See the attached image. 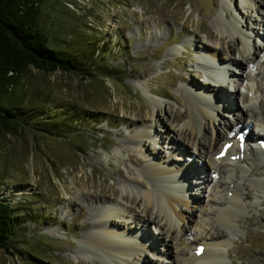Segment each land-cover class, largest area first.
Masks as SVG:
<instances>
[{
	"label": "rangeland",
	"instance_id": "rangeland-1",
	"mask_svg": "<svg viewBox=\"0 0 264 264\" xmlns=\"http://www.w3.org/2000/svg\"><path fill=\"white\" fill-rule=\"evenodd\" d=\"M35 2L39 3V12H35L37 26L62 52L92 50L97 61L110 65L114 74L109 77L94 73L81 78L61 69L44 72L30 66L21 78L23 85L10 92L24 109L34 102L35 113L29 107L30 114H23L30 129L27 124L13 131L0 128V196H5L16 213L15 233L8 243L12 254L0 248V264H103L102 257L84 249L79 240L91 232L93 222L100 220L98 210L113 199L123 201L120 196L125 187L137 196L143 188L141 180L149 187L150 180L143 175L142 168L153 159L175 166L190 162V169L193 165L200 168L197 173L196 170L190 175L186 173L179 183L180 192L188 190L197 196L188 202L189 206L182 205L186 216L197 217L198 206L207 193H213L221 204L227 205L226 187L212 191L209 183L204 190L201 186L200 164H213L211 159L203 158L201 145L195 150L192 142L186 141L184 154L172 153L182 140L179 128L185 120L175 121L173 116L187 111L183 101L191 86L210 89L221 98L234 94L230 100L241 108L246 82L252 85L248 96L253 98L255 107L251 109L254 113L264 111V38H261L264 2L258 4L255 0L254 5L242 0ZM235 6L255 27L249 42L258 47L256 56L262 61L251 67L253 73L249 75L240 55L241 40L235 41L237 34L222 31L226 43L220 53L228 59L232 70L229 76L221 75L220 81H216L219 76L203 64L209 52L206 46L215 45L221 35L220 26L238 16ZM33 9L32 6L28 12ZM226 12H229L227 19ZM242 26L240 19L238 30L243 37L249 32ZM208 32L214 38L208 37ZM229 44L234 45L232 51L228 50ZM225 65H218L220 74L227 73ZM220 101L214 105V123L206 120L202 123L203 133L210 140L215 135L227 137L234 123V111L223 108L224 102ZM258 101L263 104L259 106ZM246 112L243 120L251 127V136L264 138L259 122L251 120L252 110ZM44 118L49 127L54 125L51 131L38 129ZM144 126L156 131L157 137L133 143L131 136ZM205 171L212 179L215 177L209 173L211 170ZM236 172L238 175L240 170ZM250 172L249 177L256 175L264 180V157ZM219 179L227 178L221 174ZM241 190L245 211L236 216L237 227L231 233L217 221L215 207L208 210L203 222L210 232L219 230L224 237L227 235L228 244L224 248L227 260L231 259L233 264H264V186L256 192L243 184ZM85 191L87 196L82 194ZM90 208L94 209L92 215H84ZM140 209L136 206L137 213ZM157 213L153 209L147 215ZM108 221L121 230L126 228V222L119 217H109ZM82 223L86 227L80 229ZM181 224L197 236L187 247L192 252L193 244L203 243L201 237L206 235L192 221ZM155 225L148 220L144 227L151 245L143 250V263L176 264L173 251L166 252L164 234ZM133 226L136 231L141 228L137 220Z\"/></svg>",
	"mask_w": 264,
	"mask_h": 264
},
{
	"label": "bare ground",
	"instance_id": "bare-ground-1",
	"mask_svg": "<svg viewBox=\"0 0 264 264\" xmlns=\"http://www.w3.org/2000/svg\"><path fill=\"white\" fill-rule=\"evenodd\" d=\"M256 1L258 4H260L261 1L264 2L263 0ZM242 2L248 3L249 5L255 4V0H242ZM235 11L238 16L232 17V19L220 26L219 30L221 31V35H219L217 43L209 47L206 46L209 52L208 56L203 59V64L206 65L211 72L219 76L216 81H220L221 75L224 76L227 74L229 76L231 69L230 66H228V59L226 60V57L220 53L222 44L226 43V36L223 35L222 31H230V35L237 34L235 41L237 38L241 40L242 50L240 55L246 62L245 67L249 75L253 73L251 67L255 64L260 65L262 61L256 56V48L258 47L249 42L250 32L251 35H253V30H255L253 23L246 19V15H243V11H241L238 6L235 8ZM227 14H229V12L224 14L226 19L228 18ZM239 18L241 22L243 20V26L247 27V32H249V34L243 37L240 29L238 30ZM262 25L264 26V22ZM207 36L214 38L211 32H208ZM257 36H260L258 32ZM262 37L264 38V31L261 35V38ZM227 47L229 51L234 49L233 44H229ZM220 63H226L225 70L227 73L224 72V74H220V72H218L217 68ZM236 64H238L237 61ZM249 84L250 83L246 82L245 85L247 94L245 93V99L242 101L244 105L242 106L243 108H239L233 100H230L234 94L229 93L228 96H222L221 98V96H217V92H213L210 89H196L194 86L190 85L191 87L185 91V101H183L187 111L179 114L177 113L173 116L175 121H180L183 118L185 120L179 128L182 140L176 145L177 151L175 150L176 152L173 151L172 153L178 154L182 152L181 154H184L183 151L187 150L185 145L186 141H191L195 150L198 145H201L200 149L203 158L207 160L211 159L210 162L213 163H208L204 166L200 164L202 172L199 173L198 176L201 179V186L204 190V187L209 183V189L212 191L221 190L220 187L223 186L226 187L229 192V195L225 199L227 205L221 204V199L216 197L213 193H207L204 195L205 200L203 203L198 206L199 212L197 217L191 219V216H186V212H184L182 205L186 204L185 206H189L188 202L196 200L197 196H194L192 191L188 192V190L184 193L180 192L179 183H181L186 173L190 175L191 171L195 170L197 173L200 168L193 165L194 167L190 169L188 167V163L190 162H183L184 164L179 163L177 164L178 166H175L168 161L161 162L159 160L154 161L153 159L142 168L143 175L151 181L148 182L149 187L145 186L146 181L143 183L141 180L140 184L143 188L139 190L138 196L135 193H130L125 187L120 196L123 200L122 202L113 199L109 201L107 207L98 210L97 214H99L100 220L93 222L91 232L87 235H83L79 240L84 249L91 250L96 255L101 256L103 264H144L143 261L145 258L143 250L144 248H150L151 245L144 227L146 221L151 220L156 224L155 226L160 229L161 233L164 234V238H167L165 241L163 238L166 252L173 251V262L176 264H233L231 259L227 260V254L224 250L225 246L228 244L227 235L224 237L225 234L219 230L210 232V230H207L205 227L203 219L207 218L208 210L215 207L214 214H216L217 221L227 227L228 232L231 233V231L237 227L236 216L243 214L245 211V205L242 201L244 195L241 190L243 184L248 185L256 192H260L264 186V180L261 177L254 174V176H248L251 169L257 168V165L262 162L264 157V148L260 146V143H248L247 141L248 139H256L258 136H251V127L244 129V126H247V124L243 120V115L247 110H252L251 120L253 119L259 122L258 127H260L259 129L263 131L262 133L264 134V125H262L264 118L261 119V117H258L259 115L264 117V111L261 110L259 113H254L253 109H251L255 107V104L252 101L253 98L248 96L252 86ZM258 88V86L254 85V89L258 90ZM219 99L222 103L224 102L221 105L223 108H228V110L234 111L235 114L233 117L234 123L231 126L229 125L230 131L228 129L226 134L230 143L226 147L225 154L221 157L216 156V153L221 149L219 146L227 137L215 135V137L212 136L213 138L210 140V136L203 133L204 127L202 126L204 120L209 123H214L213 120L215 119L216 113L214 105L216 102L219 103ZM258 104L261 106L263 103L258 101ZM234 129L240 130L242 133V149L237 147L238 140L236 135L231 134ZM155 132L150 126H144L138 132L134 133L130 139L133 143L139 144L143 139L157 137ZM258 154L259 156L257 157ZM211 155L216 162L212 160L210 157ZM214 155L216 157H214ZM229 155H232V157ZM207 169L211 170L209 173L212 172L215 179L209 176L205 171ZM236 169L240 170L239 176L237 175ZM117 173L122 174L120 170H118ZM221 174H224L227 179L220 180L219 177ZM236 175L238 177H236ZM189 180L187 184H189ZM205 182L207 183L205 184ZM82 194L83 196H87L88 192L85 191L82 192ZM80 206L82 207L83 205ZM136 206L141 208L140 213H137L138 210H136ZM153 209H156L158 212V220L156 219V214L155 216L147 215V213ZM93 211L94 209L90 208L85 211L84 215L91 216ZM112 216L119 217L123 222L125 221L126 228L121 230L118 226L111 225L108 218ZM135 220L138 221L139 227H141L139 231H136L133 226ZM180 221L187 223L192 221L194 227L200 228L201 232L205 233L206 236L201 237L204 246L200 254L196 255L194 253L195 246L192 249L193 251L189 252V248L187 247L189 245L191 247L192 241H195L197 236L192 229L186 231ZM85 227V223L79 225L80 229ZM151 243H153V241ZM186 248L188 249L187 251Z\"/></svg>",
	"mask_w": 264,
	"mask_h": 264
},
{
	"label": "trees",
	"instance_id": "trees-1",
	"mask_svg": "<svg viewBox=\"0 0 264 264\" xmlns=\"http://www.w3.org/2000/svg\"><path fill=\"white\" fill-rule=\"evenodd\" d=\"M35 1L0 0V128L9 131L27 124L23 114L29 115L30 109V112L35 113L34 102L30 103V109H24L23 104H19L15 97L10 95L19 84L23 85L21 78L28 67H35L44 72L61 69L73 72L81 78L94 73L109 77L114 74L110 65L97 61V56L92 50L62 52V49L37 26L35 12H39V3ZM32 6L33 12H28ZM122 78L121 76L119 81ZM39 123L38 129L44 128L46 131H51L54 126L49 127L45 118ZM30 126L27 124V129H30ZM12 211L5 196H0V248L10 254L12 252L8 243L14 236L16 224V213Z\"/></svg>",
	"mask_w": 264,
	"mask_h": 264
}]
</instances>
